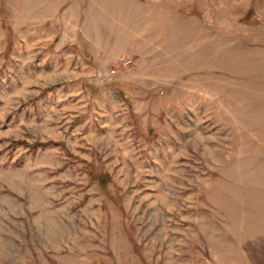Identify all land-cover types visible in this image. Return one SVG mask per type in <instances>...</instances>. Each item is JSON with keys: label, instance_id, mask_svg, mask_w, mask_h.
Masks as SVG:
<instances>
[{"label": "rangeland", "instance_id": "obj_1", "mask_svg": "<svg viewBox=\"0 0 264 264\" xmlns=\"http://www.w3.org/2000/svg\"><path fill=\"white\" fill-rule=\"evenodd\" d=\"M0 264H264V0H0Z\"/></svg>", "mask_w": 264, "mask_h": 264}, {"label": "built area", "instance_id": "obj_2", "mask_svg": "<svg viewBox=\"0 0 264 264\" xmlns=\"http://www.w3.org/2000/svg\"><path fill=\"white\" fill-rule=\"evenodd\" d=\"M131 62H132V60L129 59V60H127L125 63H126V64H130Z\"/></svg>", "mask_w": 264, "mask_h": 264}]
</instances>
